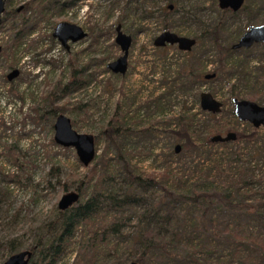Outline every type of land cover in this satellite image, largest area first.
I'll use <instances>...</instances> for the list:
<instances>
[{
	"label": "rangeland",
	"instance_id": "374dc122",
	"mask_svg": "<svg viewBox=\"0 0 264 264\" xmlns=\"http://www.w3.org/2000/svg\"><path fill=\"white\" fill-rule=\"evenodd\" d=\"M40 1H8L7 15H3L4 20L0 24V170L6 174L18 170L8 158V151L5 149L13 144L18 146L14 153L23 165L22 171H18L23 175V186L15 184L11 187L8 204L0 211V240L6 237L18 238L22 242L21 250L28 244L35 243L34 234L38 236L46 233L49 221L58 218V203L64 194L77 192L81 199L82 195L86 197L92 192L96 177L98 173H102L105 164L116 175V182L110 185L106 183L104 187L117 188L122 183L119 174L124 168L123 161L115 146L110 144L103 133L117 112L120 115L118 119L123 120L125 126L132 130L151 128L152 125L156 130L153 131L155 137L129 136L128 142L132 144L127 142L125 147L131 151L127 149L124 156L129 161L128 167L131 170L147 177L152 173H160L170 164L174 181L180 176L190 180L183 188L185 191L195 190L197 184L201 186L199 172L207 167L206 162L190 154L187 161L194 159L197 162L196 171L192 165L183 167L179 164V158L168 157L169 139L166 138V130L170 124L176 127L178 117L188 108H191V114H197L199 121L206 123L207 114L202 112L200 94L195 96V92L199 90L201 93L211 91L218 100L223 101L224 109L234 108L230 101L231 91L232 85L237 84V80H210L187 95L174 97L171 100L173 105L163 109L164 114L158 111L153 116L143 105L164 93L159 89V82L155 80L161 78L162 57L153 45L154 38L163 32V24L161 19L144 21L142 12L146 8L158 13L167 3L154 0L143 6L135 0H46L44 5H39ZM175 1H178L180 10L196 11L198 19L206 26L212 24L220 15L219 0L217 4L213 0ZM20 7H23L21 11ZM257 13L256 11L255 14ZM180 17L181 13L176 14L174 23L179 26L174 30L184 36L200 35L201 27L197 23L183 25L179 22ZM237 20L238 24H234L230 32L233 36L239 34L241 37L249 28L247 13L241 12ZM63 21L81 26L88 35L82 41L70 43V48L66 49L53 36L55 27ZM260 21L258 18L255 22ZM118 24L123 26L125 33L134 38L130 47L129 68L125 75L115 74L107 69L110 62L123 54L120 46L116 44ZM22 26H32L35 31L18 43L15 41L16 35ZM179 51L176 46L168 50L171 62L178 63L183 60L186 54ZM191 52L199 54L200 45ZM263 52L264 43L254 45L248 51H241L240 60L256 56L250 65L251 68L258 67L262 65L258 57ZM208 58L207 73L214 72L218 68V58L215 55ZM164 66L163 64V68ZM13 69H19L20 76L10 81L7 77L4 79L2 75L8 76ZM156 71L159 74L154 76ZM72 74H77L73 83L77 79L83 84L77 89H74L75 85H70L66 90V85L73 80ZM11 84L18 88L17 95L23 97L21 100L9 92ZM240 95L242 99L250 97L244 89H240ZM54 111L57 113L56 117L59 114L70 117L78 132L92 134L97 139V155L91 166L85 167L79 161L74 148H64L55 142L53 127L56 117L51 114ZM224 121L227 125L235 126L230 131L243 130L242 123H235L226 117ZM114 125L118 123L114 122ZM228 132L224 129L220 134ZM179 144L181 143L175 145ZM91 169L96 170L97 175ZM18 213L19 220L12 221V216ZM124 221L128 225L124 229L127 233L136 222L130 224L127 220ZM91 234L86 227H80L68 252L58 264H74V259L83 253ZM106 247L101 255L96 256L94 264H114L117 253L127 258L132 252L124 244L118 246V249L115 248V243ZM3 255L0 251V264L4 262Z\"/></svg>",
	"mask_w": 264,
	"mask_h": 264
},
{
	"label": "trees",
	"instance_id": "16d2710c",
	"mask_svg": "<svg viewBox=\"0 0 264 264\" xmlns=\"http://www.w3.org/2000/svg\"><path fill=\"white\" fill-rule=\"evenodd\" d=\"M135 1L147 6L154 0ZM162 1L167 5L174 4L173 11H169L167 5L162 6L158 13L144 8L142 19H161L163 30L180 34L174 30L179 26L174 21L176 14L181 13L180 23L185 25L194 22L201 27L200 35L194 37L197 39L196 47L199 44L201 52H186L182 61L173 63L168 57L171 46L156 48L165 66L163 68L162 64L161 78L155 80L164 93L155 100H148L143 107L153 116L158 111L164 114L163 109L173 105L171 100L174 97L187 95L210 80L220 79L224 82L237 80V84L232 85V105L233 98L242 99L240 89L247 91L250 96L248 99L263 105L264 54L258 57L262 63L258 67L251 68L250 65L256 56L240 60L241 51L249 49H233L240 35L233 36L230 28L238 24L241 12L247 13L249 28L264 23V3H261L264 0H246L239 12L219 10L218 19L207 26L200 22L196 11L180 10L175 0ZM217 1L213 0L214 4ZM45 2L41 0L39 5ZM5 13L7 15V10ZM258 18L261 21L255 22ZM34 29L32 26H22L15 41L21 42L19 40L33 34ZM210 55L217 56L218 68L213 72L214 78L206 80L204 77L208 74ZM156 74L159 71L154 76ZM2 76L4 79L7 77ZM76 76L72 74L73 80L66 85V90L70 85H75L74 89H77L83 84L77 79L73 83ZM17 90L10 85L11 95L21 100L23 97L17 95ZM199 94L200 90L195 92L196 97ZM190 110L182 111L176 127L169 123L166 130V138L169 139L168 157H177L183 167L192 165L196 171L198 164L193 158L188 162L189 155L204 160L207 167L199 172L201 186L197 184L195 190L185 191L183 188L190 180L180 176L174 181L170 164L160 173H152L147 177L131 170L124 156L127 149L131 151L125 147L129 136L155 137V129L152 125L151 128L132 130L118 119L120 115L117 112L103 133L123 161L124 168L119 174L122 183L117 188L106 189L104 184L116 182V175L108 170L106 164L101 174L97 175L96 170L91 169L97 175L92 192L86 197L82 195L68 210H60L58 218L47 224L46 233L38 236L34 234L36 242L22 249L33 252L29 263L58 264L68 252L80 227L84 226L92 234L83 253L74 259V264H94L96 256L101 255L106 245L111 246L113 243L116 244L115 248L124 244L132 251L127 258L117 253L114 264H132L134 261L137 264H264V127L254 128L248 122L238 121L234 108H223L220 114L200 110L207 114L206 123L199 121L197 114H191ZM51 114L53 117L57 115L56 111ZM225 117L235 123H242L243 130L237 132L238 137L234 142H211L212 135L235 128L226 124ZM114 122L118 125H114ZM179 142L182 151L177 154L175 144ZM17 147L16 144L5 147L8 158L18 170L8 174L0 170V211L8 204L11 187L15 184L23 186V175L18 172L22 171L23 165L14 153ZM12 217V221L19 220V213ZM124 220L130 224L136 222L127 233L124 229L128 225ZM21 243L18 238L1 239L0 251L4 253L2 260L22 251Z\"/></svg>",
	"mask_w": 264,
	"mask_h": 264
},
{
	"label": "water",
	"instance_id": "95a60500",
	"mask_svg": "<svg viewBox=\"0 0 264 264\" xmlns=\"http://www.w3.org/2000/svg\"><path fill=\"white\" fill-rule=\"evenodd\" d=\"M246 0H219V7L221 9H231L238 12L243 7ZM7 0H0V24L2 23V17L6 12ZM53 36L60 41L63 47L66 49L70 48V42L75 44L78 41L83 40L87 36V31L81 28L77 24H72L66 21L59 23L55 27ZM116 44L120 46L123 54L117 59L110 62L107 69L115 74L125 75L128 72L129 67V55L130 47L133 44L134 38L128 35L122 30V26L118 24ZM264 43V23L262 25H253L241 35L240 39L233 45V49L241 50L251 49L255 44ZM197 39L187 35H180L175 31L165 30L159 34L155 40L154 45L156 47H163L166 45L178 46L179 50L183 52L192 51L196 47ZM2 47L0 46V53ZM1 55V54H0ZM20 76L19 69H13L8 73V81L13 80ZM214 73L206 75V79L214 78ZM201 109L213 114H220L222 112L223 102L218 100L211 92H202L200 95ZM234 111L237 119L241 122H248L254 128L264 127V104L260 105L255 100L249 99H237L233 98ZM55 135L54 140L56 143L64 148L72 147L77 151L79 161L85 167L91 166L95 161L97 155L96 149V138L92 134H86L78 132L72 124L70 117L63 114H59L56 117L54 123ZM238 137L237 132L229 131L226 134H214L211 137V142L223 143V142H234ZM182 146L176 145V153L179 154ZM80 194L77 192L70 191L64 194L59 200L58 206L60 210H68L71 205L78 202ZM33 255L30 250L17 251V253L10 255L1 264H30L29 259ZM132 264H137L133 262Z\"/></svg>",
	"mask_w": 264,
	"mask_h": 264
},
{
	"label": "flooded vegetation",
	"instance_id": "af4514ba",
	"mask_svg": "<svg viewBox=\"0 0 264 264\" xmlns=\"http://www.w3.org/2000/svg\"><path fill=\"white\" fill-rule=\"evenodd\" d=\"M8 1H10V0H7V2H8ZM7 2H6V6H7ZM243 6H244V5H243ZM219 8H220V7H219ZM5 9H6V8H5ZM22 9H23V7H20L19 10L21 11ZM167 9H168L169 11H173V9H174V4H168V5H167ZM220 9H221V8H220ZM6 10H7V9H6ZM19 10H18V11H19ZM221 10H227V11H228V10H231V9L228 8V9H221ZM239 10H240V9H239ZM231 11L235 12L234 10H231ZM238 12H239V11H238ZM120 25H121V24H120ZM261 25H262V24H261ZM121 26H122V25H121ZM252 26H253V25H252ZM80 27H81V26H80ZM81 28H82V27H81ZM117 28H118V25H117V27H116V35H117ZM83 29H84V28H83ZM248 29H249V28H248ZM84 30H85V29H84ZM122 30H123V26H122ZM85 31H86V30H85ZM123 31H124V30H123ZM163 31H165V30H163ZM160 34H161V33H160ZM87 35H88V32H87ZM128 35H129V34H128ZM158 35H159V34H158ZM158 35H157V36H158ZM157 36H156V37H157ZM156 37H155V38H156ZM190 37H192V36H190ZM155 38H154V40H155ZM84 39H85V38H84ZM84 39H83V40H84ZM239 39H240V38H239ZM239 39H238V40H239ZM154 40H153V45H154ZM81 41H82V40H81ZM70 43H71V42H70ZM255 45H256V44H255ZM168 46H171V45H166V46H163L162 48H164V47H168ZM175 46H176V45H175ZM175 46H171V47H175ZM154 47H156V46L154 45ZM176 47L178 48V46H176ZM252 47H253V46H252ZM156 48H161V47H156ZM194 48H195V47H194ZM194 48H193V49H194ZM178 49H179V48H178ZM241 49H244V48H241ZM180 51H181V50H180ZM182 52H183V51H182ZM186 52H187V51H186ZM186 52H185V53H186ZM189 52H190V51H189ZM128 68H129V67H128ZM209 73H213V72H209ZM209 73L206 74V75H209ZM206 75H205V76H206ZM204 78H205V77H204ZM206 80H208V79H206ZM204 92H205V91H204ZM206 92H208V91H206ZM210 92H211V91H210ZM211 93H212V92H211ZM221 101H222V100H221ZM222 102H223V101H222Z\"/></svg>",
	"mask_w": 264,
	"mask_h": 264
}]
</instances>
